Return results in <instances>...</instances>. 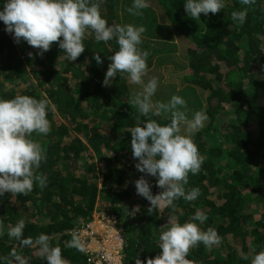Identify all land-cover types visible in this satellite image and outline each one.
Returning a JSON list of instances; mask_svg holds the SVG:
<instances>
[{"label": "trees", "instance_id": "16d2710c", "mask_svg": "<svg viewBox=\"0 0 264 264\" xmlns=\"http://www.w3.org/2000/svg\"><path fill=\"white\" fill-rule=\"evenodd\" d=\"M224 4L195 20L185 12L184 0H150L139 15L128 11L132 0H100L101 15L109 23L144 27L141 48L150 52L145 79L158 80L153 101L166 103L180 95L189 118L197 111L208 116L192 137L204 162L198 174L189 173L185 186L198 187L200 195L191 202L180 198L175 209L162 206L152 214L134 181L145 175L154 195L161 189L154 177L135 168L126 131L139 115L131 101L140 86L119 75L102 86L114 41L98 43L89 32L84 52L67 61L56 42L37 55L26 41L15 42L0 21V98L24 94L46 99L51 126L47 135L31 136L46 154L36 172L47 176V185L40 189L34 184L28 195L0 197L5 232L0 256L16 249L27 264H46L35 249L7 236L8 226L24 219V237L49 234L67 264H88L84 252L65 243L97 209L117 219L122 264L137 259L146 264L161 252L157 242L168 217L183 223L197 209L208 216L201 228H215L221 243L190 249V264H250L254 252L264 249V0L250 6L240 0ZM243 8L248 9L246 21L233 23L231 13ZM94 52L102 58L99 65ZM147 118L163 124L170 114ZM134 206L140 211L129 215Z\"/></svg>", "mask_w": 264, "mask_h": 264}, {"label": "clouds", "instance_id": "9594fccd", "mask_svg": "<svg viewBox=\"0 0 264 264\" xmlns=\"http://www.w3.org/2000/svg\"><path fill=\"white\" fill-rule=\"evenodd\" d=\"M240 2L250 6L256 0ZM0 5V21L5 26L4 30L12 35L15 42L24 40L36 48L37 55L42 56L56 42L64 50L65 60L76 61L85 50L83 40L89 32L98 43L109 44L114 41L117 47L109 45V50L114 49V52L108 56L110 63L102 86H110L118 75L126 76L129 83L140 86L141 90L131 101L139 115L135 126L127 128L126 131L131 133L130 148L137 161L135 168L154 177L156 187L161 189L154 195L149 180L141 175L134 181L136 193L149 202V214L162 206L175 209V201L180 198L187 202L198 198V187L186 190L185 186L188 185L189 173L198 174L204 162V157L199 153L192 137L205 126L208 116L205 112L197 111L189 118L183 110L186 108V101L180 95H172L166 103L153 101L158 80L156 77L145 79L149 71L147 59L150 52L141 48L142 34L145 31L142 25L109 23L101 15L100 0H0ZM149 7L150 0H132L128 11L139 15L142 14L141 10ZM224 7V0H184L185 12L195 20L200 19L202 13L207 17L209 12L215 14ZM247 12V8L233 11L231 20L243 25ZM93 59L98 65L102 63L98 52L93 53ZM47 110L46 99L24 94L10 99L0 98V197L5 193L13 196L28 195L33 191L34 184L40 189L47 185V176L36 172L42 161L46 160V154L41 145L31 139L33 132L47 135L51 131ZM162 113L170 114L167 123L162 124L156 119L147 118L150 114L158 117ZM140 117L146 119L141 120ZM139 211V206H134L128 213L135 215ZM93 214L89 221L69 233L71 239L65 243V247L84 252L88 264H94L89 259L103 246L98 247V243L96 247L89 245L91 238L89 239L88 233L84 244L76 230L86 226L90 230L89 223ZM207 219L206 212L200 209L183 223L176 217L169 216L157 242L161 252L148 258L146 264H190L187 259L190 249L200 244L209 249L219 245L221 237L216 229L208 227L204 230L200 226ZM25 226L24 219L9 225L7 236L19 241L21 247L35 249L46 264H67L61 248L53 246L52 236L42 232L35 239L24 237ZM4 234V229L0 226V236ZM118 234L119 255L116 253L114 256L116 263L122 264L123 239L120 231ZM242 258L249 259L246 255ZM0 264H27V261L16 249H12L7 256H0ZM136 264L142 262L137 259ZM250 264H264V249L254 252Z\"/></svg>", "mask_w": 264, "mask_h": 264}, {"label": "rangeland", "instance_id": "374dc122", "mask_svg": "<svg viewBox=\"0 0 264 264\" xmlns=\"http://www.w3.org/2000/svg\"><path fill=\"white\" fill-rule=\"evenodd\" d=\"M94 213L93 219L89 223L91 226L90 230L88 231V235L91 238V244L89 245L96 247V244L98 243L97 246L99 247L101 246L100 240H103V244H105L106 248L109 249L108 243L114 242L116 234H118L120 231L116 226L117 219L114 215H106V213L104 211H100V209H97V211ZM117 255H119V250Z\"/></svg>", "mask_w": 264, "mask_h": 264}, {"label": "built area", "instance_id": "2783aa9c", "mask_svg": "<svg viewBox=\"0 0 264 264\" xmlns=\"http://www.w3.org/2000/svg\"><path fill=\"white\" fill-rule=\"evenodd\" d=\"M88 231H89V226L82 227V228L76 230V232H78L80 234L81 240H82V242H84V244L86 243V238L88 237V236H86ZM89 239H90V237H89ZM100 241H101V245L103 246V248L98 249V252H96V254H94V256H92L89 260L94 261V264H102V263H104V264H117L116 263V256H114V255L117 253V249L119 248V245H120L119 234H116L114 242L108 243L109 249H107L106 247L104 248V244H103L104 241L103 240H100ZM112 253H114V254H112Z\"/></svg>", "mask_w": 264, "mask_h": 264}]
</instances>
